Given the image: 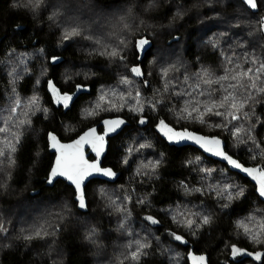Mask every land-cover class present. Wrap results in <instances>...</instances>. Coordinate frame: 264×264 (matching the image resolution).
Wrapping results in <instances>:
<instances>
[{
    "label": "trees",
    "instance_id": "16d2710c",
    "mask_svg": "<svg viewBox=\"0 0 264 264\" xmlns=\"http://www.w3.org/2000/svg\"><path fill=\"white\" fill-rule=\"evenodd\" d=\"M23 2L0 0V127L17 108L9 125L13 135L0 133V150L15 145L11 162L0 156V224L7 229L0 232V264H190V255L204 256L208 264H264V202L254 185L196 147L169 144L164 135L181 128L217 135L230 155L264 169V93L238 89L242 109H232L231 100L214 108L238 120L208 113L204 123L196 119L228 94L203 80L227 75L222 84L228 88L232 76L251 68L255 78L264 63V0H255L256 8L242 0H68L60 10L64 24L55 25L44 15L33 17ZM86 6L88 14L107 16L131 10L125 37L107 39L90 29L86 46L71 41L86 39L82 34L65 39L72 26L94 18L83 14ZM244 39L241 54L237 46ZM139 40L148 44L139 49ZM171 45L170 55L158 54ZM113 50L118 55H110ZM133 66L142 73L138 80ZM50 80L59 96H73L67 107L53 101ZM257 87L264 88V73ZM197 102L199 110L188 118ZM109 116L125 120L101 160L117 177L88 181L81 210L65 181L45 183L53 159L46 135L66 141ZM20 121L30 123L16 126ZM225 123L227 128L215 126ZM236 128L241 132L234 137ZM37 229L42 238L25 239ZM136 241L147 247L132 261Z\"/></svg>",
    "mask_w": 264,
    "mask_h": 264
},
{
    "label": "water",
    "instance_id": "95a60500",
    "mask_svg": "<svg viewBox=\"0 0 264 264\" xmlns=\"http://www.w3.org/2000/svg\"><path fill=\"white\" fill-rule=\"evenodd\" d=\"M242 1L245 4L249 5L246 2V0H242ZM141 55L142 54L140 53L138 59H140ZM80 88L82 92L88 91V87L86 85L85 86L80 85ZM47 90L50 94H53V101L56 98H58V89L56 88V91L52 92V84L50 85L49 82L47 84ZM61 100L64 103L68 104L72 99L70 101H64L61 98ZM106 120L110 122L123 121V123L119 124V126L117 127L113 123H109L106 125L104 123V121ZM124 124H125V120L120 116L103 117L95 124L86 127L84 130H82L72 139L66 141L60 140L54 132H48V134L46 135L47 149L48 152L53 154V159L50 169L47 173V177L45 181L46 185L51 186L57 179L65 181L66 184L70 185L73 188L74 191L73 198L74 201L76 202L77 207L81 210L85 209L86 199L84 193V186L86 185V183L91 179H103L107 181H114L117 177V172L114 171L109 166H102L101 160L107 149L108 138L117 134L122 129ZM99 128H101L100 131ZM112 128H115V131H109V129ZM92 129H94V131H90ZM86 133L87 135H85ZM177 133H183L185 135L192 134L194 138L186 139V140H177L176 138ZM169 136L172 137L171 140L169 139ZM53 137H55V139H53ZM81 137H84L83 141H81ZM197 138H200L198 143L196 142ZM213 138H217L220 141V143H216L215 139ZM167 142L175 146L190 145L196 147L204 155L225 164L229 170L237 172L241 176L247 178L254 185V191L258 196V198L264 202V196H260L258 191L261 183H264V169L255 165L243 164L234 156L230 155L225 150L224 141L217 135L204 134L188 128H181V129H175L169 131V133H167ZM97 152H99V156L97 155ZM218 152H222L224 153V155L231 157L232 160H235L237 163L241 165V169L250 168V169H255V171L250 175L246 172H243L241 169L233 167V165H231L227 159L222 158V156L220 155L214 154ZM90 155L92 156L91 159L88 158ZM93 164H95L98 168L101 169H111V171L115 173V175L105 176L102 173L96 171L93 167H91ZM53 168H55L58 173L54 177L51 176ZM61 172L64 173V175H59V173ZM85 173H92V175L85 176V178L81 182V187L78 190L76 184H74L72 180H69L68 177L72 176L73 179H78L79 177L84 176ZM81 195L83 196V200L85 203V207L83 208L80 207ZM199 257H204V256L190 255L189 256L190 264H208V261L205 257L203 260H200Z\"/></svg>",
    "mask_w": 264,
    "mask_h": 264
},
{
    "label": "snow or ice",
    "instance_id": "6c2138e0",
    "mask_svg": "<svg viewBox=\"0 0 264 264\" xmlns=\"http://www.w3.org/2000/svg\"><path fill=\"white\" fill-rule=\"evenodd\" d=\"M42 2H43V0H36L35 4H33L32 7L34 9L35 8H38V7L41 6ZM246 2L252 8H256L257 7V4L255 3V0H246ZM55 15H57V13H53V17H55ZM262 26H264V25H262ZM76 35H80V32L77 31L76 29H72L71 32H69V33H67L65 35V39H68L70 36H76ZM147 44H148V41L147 40H139V41L136 42V47L139 48V49H143V47L145 45H147ZM110 55L116 56V55H118V53L115 50H113L110 53ZM56 59H58V58H55V57L53 58V60H56ZM253 63H255V61H253ZM130 71L132 73H134L136 76L142 75V73H141V71H140V69L138 67H133ZM167 71L168 70H164V74L165 75H167ZM261 73H264V63H262L260 65V67L256 69L255 78H253L252 69L251 68H249L247 72L238 73L237 75L232 76L231 77V80L235 81V83L234 84H229L228 85V88H224V85L222 84V81H225V80H228L229 79V77L227 75L221 76L217 80H208V79L203 80V83L204 84H207V85L220 84L221 90L228 92V94L225 95V96H223L222 102L219 105H216V103L213 102L211 106H205V111L203 113H200V115L198 117H196V119L200 123H204V115H205V113H208V114H211V115L216 116V117L223 116L224 119L227 120L229 123L231 122V120H238L239 117L237 115H233L231 111H228L227 112V115H225L221 111H214V108H216V107L225 108V104L229 100H231L232 101V103H231V108L232 109H236L237 111L240 110V109H242L244 107V103H237L236 102L237 101V95L234 94V93L237 92L238 89H245V90H247V89L250 88L252 91L259 92V93H264V88L257 87V83L260 81V74ZM205 74H207V73H205ZM245 77L248 79V82H249L247 84L244 82V78ZM122 83H128V81L125 79V80H122ZM49 84L51 85L52 82L49 81ZM197 87H199V85H197ZM77 88L79 89L80 86L78 85ZM229 89H231V91H229ZM52 90L54 92L56 91V89L54 87L52 88ZM165 90L167 91V85H165ZM73 95H75V94H73ZM137 95H139V94H137ZM175 95H180V94L179 93H176ZM200 95H204V93L201 92ZM248 95H249V98H250L251 97V92H249ZM62 99L64 101H70L72 99V96H68L67 94H65L62 97ZM100 99L103 100L104 97L101 96ZM35 100H36V98L33 97L32 98V102L34 103ZM56 103H60V100H57ZM191 103H192L191 100H189V101L186 102V104H191ZM16 104L19 105L20 104V101L17 100L16 101ZM67 106H68V104L65 103V107H67ZM97 107H99V105H97ZM186 110L187 109H184L182 111H186ZM198 110H199V102H197V107L192 108V112H188V118H192V113L193 112H197ZM9 111H10V115L7 118H5V120H4L5 127H0V133L4 134L6 137L7 136H10V135H13V133H11L9 131V125H10V122L13 119H15V116L13 114H15L17 112V108L16 107H13ZM44 111H47V110L45 109ZM244 115H245V117H247V113H245ZM229 117H230V119H229ZM180 118L183 119L185 117L181 116ZM143 122L144 121L141 120V123H143ZM28 123H30V121H20L19 124L16 125V126H18V127L19 126H24L25 124H28ZM104 123L106 125L109 124V123H113V124H115L118 127L119 124L123 123V121H111L110 122V121H107L106 120V121H104ZM160 123L165 128L168 127V125L164 124V121L163 120ZM215 126L216 127H224V128H227L228 127V124L227 123L222 124V125L218 124V125H215ZM90 131H94V129H92ZM109 131H115V128L109 129ZM240 132H241V129L240 128H236L235 131L231 132V135L234 136V137H236L237 134L240 133ZM85 135H87V133ZM165 135H167V133H165ZM176 138H177V140H186V139H193L194 137L192 136V134L185 135L183 133H177L176 134ZM249 138L254 141V137H249ZM53 139H55V137H53ZM101 139H102V137H101ZM169 139L171 140L172 137L169 136ZM199 139L200 138H197L196 139V142L197 143L199 142ZM213 139H215L216 143H220V141L217 138H213ZM83 140H84V137H81V141H83ZM5 143H8V141L5 140ZM16 143H19V137L16 138ZM141 147L143 148V147H145V145H141ZM258 148H259V145H257V149ZM94 150H95V148H94ZM14 151H15V145H13L11 147V149H9V150H0V156L8 157L9 158V161L11 162L10 153L11 152H14ZM214 154L215 155L222 156V158L227 159L229 161V163L231 165H233V167L238 168V169H241V165L239 163H237L235 160H232L231 157L224 155V153L218 152V153H214ZM97 155L99 156V152H97ZM260 155L261 156H264V152H260ZM255 158L256 157L254 156L253 159H255ZM198 160H199V158H197V161ZM0 163H2V161H0ZM157 163H159V162H157ZM91 167H93L96 171L102 173L105 176L115 175V173H113L111 171V169H101V168H98L95 164H93ZM241 170L243 172H246V173L250 174V175L255 171V169H250V168H242ZM201 171L211 173L213 170L212 169H201ZM57 174L58 173H57L56 169L53 168L52 173H51V176L54 177ZM59 175H64V173L61 172V173H59ZM90 175H92V173H85L84 176H81L78 179H73L72 176H69L68 179L69 180H72V182L74 184H76V187L79 190L80 187H81V182L83 181V179L85 178V176H90ZM258 191H259L260 196H264V183H261ZM242 194H243L242 192L241 193H238V195H242ZM80 207L81 208L85 207V203H84V200H83V196L82 195H81V198H80ZM146 219H148L149 221H152V223H156L157 222L152 217H147ZM203 222L204 223H208L209 222L208 217H204V221ZM189 224H191V221H189ZM3 231H7V229L4 228V226L2 224H0V232H3ZM45 234H47V233H45ZM33 238H42L41 237V230L40 229H37L35 231L34 236H27V237H25V239H29V240L30 239H33ZM175 238L177 240H181L182 239V237H180V236H176ZM135 243H136V251H133L131 253V257H130L132 261H138L139 258H140V255L142 254V249H144V248L147 247L146 244H142L140 241H136ZM130 247H131V245H130ZM234 254H235V251H234ZM199 259L200 260H203L204 257H199Z\"/></svg>",
    "mask_w": 264,
    "mask_h": 264
},
{
    "label": "rangeland",
    "instance_id": "374dc122",
    "mask_svg": "<svg viewBox=\"0 0 264 264\" xmlns=\"http://www.w3.org/2000/svg\"><path fill=\"white\" fill-rule=\"evenodd\" d=\"M64 1V2H63ZM86 3V0H83ZM36 0H24L23 3H25V7L28 8V10L33 14V17L37 18V19H42V15H44V19L47 22H52L53 25L56 24H64L62 18H61V12L60 10L63 8V6L69 7V5L67 4L68 0H62V2L59 0V2L55 1V0H43L42 4L40 7L38 8H33L32 5L35 4ZM60 3L62 5H60ZM91 9H93V6H90ZM88 7H84V9H82V12L85 11V13H83L86 17L87 15H89V18H93L90 21H88L86 24H80V25H75L72 26V29H76L78 30V27H84L85 25V30L81 31L80 34H82L86 39L84 38H79V40H71V41H75V42H80L82 45L86 46L89 44V41H86L89 34L86 33L87 30L93 29L94 31L98 32L99 34H101L103 37L110 39V38H122L125 37L124 33H126V29H124L125 27L128 28V24L129 22H133V20L131 19V16L128 15V13L132 14L131 10H127L125 8H121V10L118 11H113V13H110L108 16L106 15V12H104L103 14L98 13L97 11H89V14L87 13ZM97 10V9H96ZM80 12V14L82 13ZM97 14L95 16H93L94 13ZM128 12V13H127ZM53 13H57V15H55V17H53ZM66 19V18H65ZM60 23H59V22ZM150 38H152L151 35H149ZM66 41H70V40H66ZM65 42V41H64ZM172 45L169 47H164L163 51L158 52V54L160 56H166V55H170V53L172 52ZM237 49L241 52V54H244L247 51V46H246V40H242L238 46ZM154 53L156 54V47L154 49ZM142 54V51L140 52ZM139 53V54H140ZM139 56V55H138ZM154 56V55H153ZM153 56L151 57L150 62L153 61ZM248 63V62H246ZM245 63V64H246ZM133 67H137V66H133ZM132 67V68H133ZM245 66H243L241 69H243ZM131 68V69H132ZM246 68V67H245ZM68 69V72H70L72 69L71 67H68L67 65L64 66L63 70ZM247 69V68H246ZM247 71V70H245ZM132 77L135 78L136 80H138V76H136L134 73H132ZM65 80V79H63ZM66 81V80H65ZM130 81V80H128ZM131 83V82H129ZM165 129H163L164 131ZM166 131V130H165ZM165 133H169V130L166 131ZM164 133V135H165ZM166 136V135H165ZM121 243V242H120ZM118 245V244H116ZM58 264V263H55Z\"/></svg>",
    "mask_w": 264,
    "mask_h": 264
},
{
    "label": "flooded vegetation",
    "instance_id": "af4514ba",
    "mask_svg": "<svg viewBox=\"0 0 264 264\" xmlns=\"http://www.w3.org/2000/svg\"><path fill=\"white\" fill-rule=\"evenodd\" d=\"M62 95H63V94H62ZM62 95H61V96L58 95V98L55 99V102H56L57 100H60V102H61ZM100 130H101V128H99V131H100Z\"/></svg>",
    "mask_w": 264,
    "mask_h": 264
}]
</instances>
